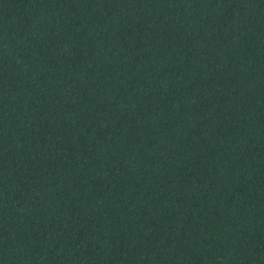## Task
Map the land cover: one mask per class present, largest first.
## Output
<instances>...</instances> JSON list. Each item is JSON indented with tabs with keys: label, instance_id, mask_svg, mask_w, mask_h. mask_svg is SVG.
I'll use <instances>...</instances> for the list:
<instances>
[{
	"label": "trees",
	"instance_id": "obj_1",
	"mask_svg": "<svg viewBox=\"0 0 264 264\" xmlns=\"http://www.w3.org/2000/svg\"><path fill=\"white\" fill-rule=\"evenodd\" d=\"M0 264H264V0H0Z\"/></svg>",
	"mask_w": 264,
	"mask_h": 264
}]
</instances>
